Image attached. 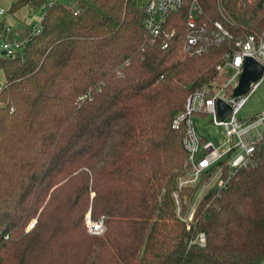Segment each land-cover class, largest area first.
Instances as JSON below:
<instances>
[{
  "label": "trees",
  "instance_id": "trees-1",
  "mask_svg": "<svg viewBox=\"0 0 264 264\" xmlns=\"http://www.w3.org/2000/svg\"><path fill=\"white\" fill-rule=\"evenodd\" d=\"M142 2L13 5L30 3L42 18L22 50L0 55V264L264 260L262 141L224 187L198 200L190 229L205 178L179 185L190 167L173 120L193 91L225 81L216 67L229 45L187 53L184 8L163 49L146 34ZM198 2L234 40L264 36V0ZM89 214L103 218L102 234L90 231ZM200 232L203 246L191 243Z\"/></svg>",
  "mask_w": 264,
  "mask_h": 264
},
{
  "label": "built area",
  "instance_id": "built-area-1",
  "mask_svg": "<svg viewBox=\"0 0 264 264\" xmlns=\"http://www.w3.org/2000/svg\"><path fill=\"white\" fill-rule=\"evenodd\" d=\"M184 8L189 10L186 20L187 38L184 43V50L187 53L202 55L215 47H221L226 43L229 45L224 55V62L216 67L219 73L225 72V81L219 84L217 80H212L193 91L187 97L185 109L173 120L175 129H184L183 144L188 153L186 164L190 167L188 176L181 178L179 185L195 184L203 177L205 178L185 218L187 227L190 229V221L193 220L198 200L210 187H224L239 168L248 164L250 157L259 149L260 142L264 143V110L253 118L238 117L239 110L259 85L261 78L254 82L244 94L236 97L232 95L247 56L254 57L264 65V36L258 37L251 34L234 40L233 33L225 26V23L220 20L210 22L203 18V9L198 0H143L141 9L144 14V27L153 44H158L163 49L171 46L177 28L169 27L170 18ZM5 13L6 10L0 8V14ZM2 30L0 55L3 54V50H6L7 54L22 50L31 36V34L20 35L9 25H4ZM39 30L40 24L33 27L32 34L38 33ZM227 69L233 72L232 76H229ZM219 98L224 99L233 109L232 114L225 119L218 114L217 100ZM197 114L202 116L197 117ZM207 114L212 115V122L223 127L227 135V140L220 146L216 145L213 139L203 140L198 130L197 118ZM254 129L256 133L252 135L251 132ZM87 220L92 233L104 232L103 218L93 221L89 216ZM206 242L204 232L198 233L191 240V243L201 246Z\"/></svg>",
  "mask_w": 264,
  "mask_h": 264
},
{
  "label": "rangeland",
  "instance_id": "rangeland-1",
  "mask_svg": "<svg viewBox=\"0 0 264 264\" xmlns=\"http://www.w3.org/2000/svg\"><path fill=\"white\" fill-rule=\"evenodd\" d=\"M48 1L49 2L58 1L71 7L76 4V0H48ZM35 19H37V17ZM227 72L229 76H232L233 72L230 69H227ZM217 81L219 82V84L223 83V81H220L219 79H217ZM263 110H264V74L260 79L259 85L250 94L245 104L239 110L238 117L241 119L253 118ZM211 119H212V115L207 114L202 118H197L196 124L201 134L206 135L210 139H213L216 145L220 146L222 143H225V141L227 140V135L225 134L223 127L215 125ZM255 133L256 130L255 129L252 130L251 134L254 135ZM225 147L226 146L224 145V148ZM89 216L90 214L87 216V219ZM32 225L33 223L31 224V226ZM259 264H264V260H262Z\"/></svg>",
  "mask_w": 264,
  "mask_h": 264
},
{
  "label": "crops",
  "instance_id": "crops-1",
  "mask_svg": "<svg viewBox=\"0 0 264 264\" xmlns=\"http://www.w3.org/2000/svg\"><path fill=\"white\" fill-rule=\"evenodd\" d=\"M17 1L0 0V8L7 10L5 14H0V36L4 25H9L20 35H24L26 31L41 23L42 12L40 9L37 10L30 3L13 8ZM36 17L37 19H35Z\"/></svg>",
  "mask_w": 264,
  "mask_h": 264
},
{
  "label": "water",
  "instance_id": "water-1",
  "mask_svg": "<svg viewBox=\"0 0 264 264\" xmlns=\"http://www.w3.org/2000/svg\"><path fill=\"white\" fill-rule=\"evenodd\" d=\"M3 54H7L6 50H3ZM264 74V65L256 60L252 56H247L245 58L242 73L239 77L238 84L233 90L232 95L234 97L244 94L249 90L251 85L259 80ZM218 114L222 119L227 118L233 112L230 104H228L224 99L219 98L217 100Z\"/></svg>",
  "mask_w": 264,
  "mask_h": 264
}]
</instances>
